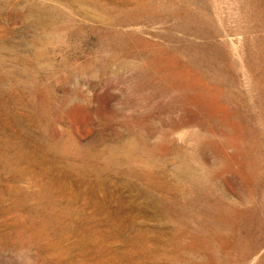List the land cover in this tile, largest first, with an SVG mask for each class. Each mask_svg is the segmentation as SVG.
I'll return each mask as SVG.
<instances>
[{"label":"rangeland","instance_id":"374dc122","mask_svg":"<svg viewBox=\"0 0 264 264\" xmlns=\"http://www.w3.org/2000/svg\"><path fill=\"white\" fill-rule=\"evenodd\" d=\"M0 136V264H111L96 247L126 253L139 228V264L156 247L179 256L165 264H264V0H0ZM33 137L67 177L33 162ZM127 146L173 184L193 168L187 233L141 188L72 171Z\"/></svg>","mask_w":264,"mask_h":264},{"label":"bare ground","instance_id":"6f19581e","mask_svg":"<svg viewBox=\"0 0 264 264\" xmlns=\"http://www.w3.org/2000/svg\"><path fill=\"white\" fill-rule=\"evenodd\" d=\"M34 8V7H33ZM104 11V10H103ZM105 13V12H104ZM47 19V18H46ZM50 20V19H49ZM54 26V25H53ZM3 111V110H2ZM15 120V119H14ZM3 125V124H2ZM8 127V126H7ZM5 131L7 129H4ZM5 133V132H4ZM2 134V133H1ZM24 134V133H23ZM3 135V134H2ZM22 135V134H21ZM1 137V136H0ZM24 137V135H23ZM42 137V136H41ZM6 138V137H5ZM12 138V137H11ZM16 138V137H15ZM34 138V137H33ZM3 139V138H2ZM0 138V143H4L6 142L5 140H2ZM17 139V138H16ZM35 139V138H34ZM7 140V139H6ZM9 140V139H8ZM25 140V139H24ZM41 141H43L41 138H40ZM45 140V139H44ZM35 141V144L37 143V150H40L41 147H43L41 151L42 154H39V156H35L34 159H36L35 163L37 164H43V163H46L48 160H50L53 164H51V171H55L57 173H64L67 177V174L69 173V170L67 167L65 168H62V167H58L55 162L53 161V159L50 157L52 154H51V148L48 146V143L47 141H38L37 139L34 140ZM12 142V141H11ZM15 142V141H14ZM44 142L45 145L43 144ZM21 144V143H20ZM32 144V143H31ZM128 144V143H127ZM33 145V144H32ZM12 148V147H11ZM2 150L3 151H6L4 150V148L2 149L0 147V155L2 156ZM123 150V152L125 153V157L124 159L125 160H119L116 158V155L117 156H122L123 155V152H121ZM120 154H118L117 150H110V151H102L100 152L99 156H96V157H87L85 159L86 162L88 163H91L93 161V165L92 166H89L90 164H87V168H84L83 170L77 166V165H74L73 166V169L72 171L78 175V177H81V181H84L86 182L87 184H95L98 188H104L108 183L107 180H109L110 178L112 177H117L119 178V180H122L123 181V184L124 186H136V188H141L144 192L143 194V199L146 201V202H150L152 204H155L157 206H160L161 208V211L163 212L162 214L165 215V217L169 218V219H175L177 225L176 227L173 229V235L174 237L173 238H179L180 236H182L183 234L187 233V231L189 230V227L187 225V222H186V217L187 216H190V214H188V210H187V203L190 201V199L188 200L187 199V196H188V188L186 187H190V189H193V187L195 186L196 184V178L192 175L194 174V170L193 168H187L188 170L186 171V173L184 174V178H180V179H177L176 182L173 184L171 181V178L170 180L169 179H165L164 177H162V179H159L161 177L158 176L157 173L154 172V169L153 167L150 165V163H148L149 161H152V159L150 160L149 157L146 158L145 154L144 157L143 156H140V154H136L134 155L130 149V147L127 146V149H119L118 150ZM34 153V152H33ZM32 153V154H33ZM62 153V152H61ZM7 154V153H6ZM37 153H35L36 155ZM56 154V153H55ZM152 154V153H151ZM150 154V156H152ZM45 155V156H44ZM62 155V154H61ZM65 155V154H64ZM155 155V154H154ZM0 156V161H2V159H4V157L2 158ZM89 156V155H88ZM186 155H184L183 157H185ZM65 157L67 158V156L65 155ZM154 157V156H153ZM2 158V159H1ZM155 158V157H154ZM153 158V159H154ZM15 159V158H14ZM5 161V160H4ZM30 161V160H29ZM159 161V160H158ZM9 162V161H8ZM17 163V162H16ZM15 163V164H16ZM34 163V164H35ZM50 163V162H49ZM48 163V164H49ZM61 165H64L65 163H62V162H59ZM95 163H98V165H96ZM2 164V166H1ZM0 164V173H4L5 171H7L8 169L6 168H3L4 164L3 162H1ZM47 164V165H48ZM133 165L134 169H137L134 165H138L142 167L141 170L139 171H135V170H131L130 169V166L129 165ZM153 164V163H152ZM11 165V164H9ZM8 165V166H9ZM46 165V164H45ZM66 165V164H65ZM127 165V166H126ZM31 166V165H30ZM129 166V167H128ZM39 167V166H38ZM44 167V165H43ZM47 167V166H46ZM132 167V168H133ZM3 168V170H2ZM33 169H36V168H33ZM163 169V168H162ZM40 172V171H39ZM178 172V171H177ZM185 172V171H184ZM164 173V172H163ZM182 173V172H181ZM192 173V174H191ZM17 174H19L17 172ZM94 176V178H91V176ZM43 175V174H41ZM165 175V174H164ZM163 175V176H164ZM187 175V176H186ZM44 176V175H43ZM47 176V175H46ZM177 176V175H176ZM2 177V176H1ZM40 177V176H39ZM51 177V176H50ZM49 177V178H50ZM183 177V176H181ZM179 178V177H178ZM48 179V178H47ZM59 179V178H58ZM133 179H135L137 181V183L135 182L134 184L136 185H129L127 184L128 182H130V180L134 181ZM174 179V178H173ZM182 179V180H181ZM2 180V178H0V181ZM37 182V181H36ZM45 182V181H44ZM57 183V181H55ZM59 182V181H58ZM50 183H53L52 181H47L44 186V189H43V193H42V196H41V199L43 197H45V199H49L48 198V186L50 185ZM186 184V185H185ZM1 185V188H0V198H1V191H3V185ZM103 185V187H101ZM188 185V186H187ZM92 187H95V186H92ZM200 187V186H199ZM40 188V186H39ZM55 188V187H54ZM96 188V187H95ZM147 191H146V190ZM12 190V189H11ZM10 189L7 190V192H14V190L11 191ZM57 190V189H56ZM76 193V192H75ZM40 194V192H39ZM53 195V194H52ZM80 195V194H78ZM157 195V196H156ZM96 196V195H95ZM94 196V201L96 202V205L99 204L100 200L97 199V197ZM101 196V195H100ZM109 196V195H108ZM105 197L104 199L108 201L111 200V201H114V202H123V199L120 197V196H116V197ZM40 197V196H39ZM79 197V196H78ZM67 198V197H66ZM92 198V197H91ZM96 198V199H95ZM107 198V199H106ZM46 199V201H47ZM82 199V198H81ZM102 199V198H101ZM88 200V199H87ZM36 201V200H35ZM92 201V203L94 202ZM103 201V200H102ZM85 202V201H84ZM94 204V203H93ZM191 204V203H190ZM79 205V204H78ZM92 205V204H91ZM41 207V206H40ZM43 207V206H42ZM191 207V206H190ZM207 208V207H206ZM38 209V208H37ZM41 209V208H40ZM56 209V207L54 208ZM96 209V208H95ZM101 209V208H100ZM104 209V208H103ZM194 209V208H193ZM221 209V208H220ZM207 210V209H206ZM97 211V210H96ZM95 211V212H96ZM105 211V210H103ZM102 211V213H103ZM40 211H33L32 213L34 214L32 217H30L31 219L34 218V220L36 219V214H38ZM98 212V211H97ZM100 212V211H99ZM201 213H208V211H199ZM57 213V212H56ZM200 213V215H201ZM195 214V213H194ZM112 215V214H111ZM56 216V214L54 213H51V217H54ZM99 216V215H98ZM85 217V216H84ZM82 217V219L84 218ZM113 217V216H112ZM193 218V217H192ZM208 218V217H207ZM31 219H28L31 221ZM70 219V218H69ZM95 219H96V216H95ZM200 219V218H199ZM27 220V221H28ZM113 220V219H112ZM111 220V221H112ZM119 220V219H118ZM85 221V220H84ZM96 221V220H95ZM110 221V222H111ZM100 222V221H99ZM47 223V222H46ZM75 223V222H74ZM84 223V222H83ZM89 223V222H88ZM134 223V222H133ZM113 224V223H112ZM99 225V224H97ZM92 226V225H91ZM95 225H93V228H94ZM30 227L32 229H35L36 233L34 234L40 241L42 240L43 238V235L45 233H49L48 231H51L52 233L54 232H57L55 230V228H50L49 230H46V227H44V229L42 227H38L37 224L33 221L32 224H30ZM88 227H89V224H88ZM130 227V226H129ZM136 228V226H135ZM79 230V229H78ZM82 231H87L88 229L87 228H82L81 229ZM99 229H96V235L98 237V239L102 238V239H105L107 238V236H105V233L106 232H103V231H98ZM135 230V229H134ZM147 230V229H146ZM60 231H64V229H61L59 230ZM77 231V230H76ZM136 231V230H135ZM139 231L137 236L133 239V241H131V246H130V249L128 252H119L118 249H112V250H108L107 251V248L108 247H105V245H99L96 247V252L97 251H102L104 250L103 252L105 253H108L111 257L109 259V261H111V264H115V263H119V264H127V263H131V264H139L137 262H134V257H133V254L135 253V249H138V250H142V249H147V245H137L135 242L138 240H142L143 241H147L149 239V236H147V234L145 233L144 230H140L139 228ZM88 232V231H87ZM86 232V233H87ZM81 233V232H80ZM95 233V232H94ZM46 234V235H47ZM84 234V233H83ZM189 234V233H188ZM192 234V232H191ZM136 235V234H135ZM151 235V234H150ZM45 236V235H44ZM49 236V235H48ZM86 236H89V235H86ZM190 236V235H189ZM194 236V234H193ZM57 237V236H56ZM67 237V236H66ZM192 237V236H191ZM45 238V237H44ZM86 238V237H85ZM59 239V238H58ZM66 239V238H65ZM195 239V238H194ZM81 240V239H80ZM58 241V240H57ZM85 241V240H84ZM137 241V242H138ZM175 242V240H173ZM93 242V241H92ZM105 242V241H104ZM141 242V241H140ZM179 242V241H178ZM55 243V242H54ZM82 243V242H81ZM170 243V242H169ZM181 243V242H180ZM43 244V243H42ZM50 244V243H49ZM58 244V242H57ZM97 244V243H96ZM54 245V244H53ZM52 245V246H53ZM130 245V244H129ZM175 246H179L178 243H174ZM190 245V244H189ZM51 246V245H50ZM80 246V245H79ZM110 246V245H109ZM112 246V245H111ZM188 246V245H187ZM48 247V245H47ZM78 248V247H77ZM191 248V247H189ZM52 249V248H51ZM55 249V248H54ZM68 251H70L72 253L73 251V248L72 247H68L67 248ZM152 249V248H150ZM149 249V250H150ZM174 249V248H173ZM47 250V248H46ZM84 250V249H83ZM163 250V249H162ZM185 250V248H184ZM69 252V253H70ZM151 252V251H150ZM149 252V253H150ZM185 252V251H184ZM188 252V251H187ZM186 252V253H187ZM68 253V252H67ZM93 253V252H92ZM104 253V254H105ZM140 253V252H138ZM148 253V252H147ZM172 253V252H171ZM174 253V251H173ZM151 254V253H150ZM167 253H164L163 251H160L157 247L154 249V251H152V255H151V262L149 264H165L168 261H172L173 263L177 262L178 261V257H176L175 255V258L173 257L172 254L171 255V258H168L167 259V255H165ZM82 255V253L80 254ZM55 256V255H54ZM60 256V257H59ZM68 256V255H67ZM83 256V255H82ZM58 257L61 258L62 257V253L58 254ZM87 257V256H86ZM57 258V257H56ZM71 258V257H70ZM130 258V259H128ZM98 260V259H97ZM131 262H130V261ZM181 260V259H180ZM183 260V259H182ZM189 260V259H188ZM99 261V260H98ZM138 261V260H137ZM184 261V260H183ZM71 262H73V259L71 258ZM145 262V261H144ZM82 263V262H81ZM109 263V262H108ZM172 263V264H173ZM95 264V262H94ZM98 264V263H97ZM141 264V263H140ZM148 264V263H147ZM171 264V263H170ZM177 264H180L177 263ZM183 264V263H182ZM187 264V263H186Z\"/></svg>","mask_w":264,"mask_h":264}]
</instances>
